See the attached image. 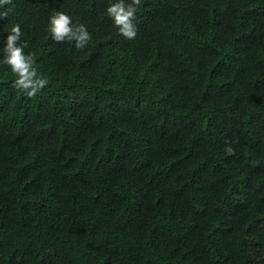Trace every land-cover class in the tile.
<instances>
[{"label": "trees", "instance_id": "1", "mask_svg": "<svg viewBox=\"0 0 264 264\" xmlns=\"http://www.w3.org/2000/svg\"><path fill=\"white\" fill-rule=\"evenodd\" d=\"M107 6L0 8L48 79L0 64V264H264V0H142L134 39Z\"/></svg>", "mask_w": 264, "mask_h": 264}, {"label": "clouds", "instance_id": "2", "mask_svg": "<svg viewBox=\"0 0 264 264\" xmlns=\"http://www.w3.org/2000/svg\"><path fill=\"white\" fill-rule=\"evenodd\" d=\"M11 0H0V8L9 4ZM142 0H108L106 13L117 27L119 34L134 39L137 26L134 23ZM8 16V10L0 11V19ZM48 30L56 42L75 41V47L83 50L91 40V34L83 24H73L72 18L64 11H54L48 20ZM21 25L11 26L6 38L0 37V64L9 66L15 79L13 87L24 91L26 97H34L38 91L48 84L46 76L38 73L34 56L25 53L26 44L21 42ZM231 152L232 149L228 148Z\"/></svg>", "mask_w": 264, "mask_h": 264}]
</instances>
